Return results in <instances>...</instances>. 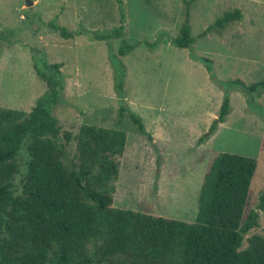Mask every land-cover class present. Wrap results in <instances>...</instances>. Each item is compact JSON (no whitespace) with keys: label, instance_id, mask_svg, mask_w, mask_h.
I'll list each match as a JSON object with an SVG mask.
<instances>
[{"label":"rangeland","instance_id":"rangeland-1","mask_svg":"<svg viewBox=\"0 0 264 264\" xmlns=\"http://www.w3.org/2000/svg\"><path fill=\"white\" fill-rule=\"evenodd\" d=\"M0 0V108L33 107L46 87L32 69V56L60 63L63 88L51 113L62 131L75 134L82 124L125 134L116 157L113 207L186 223L194 221L202 176L214 156L229 153L254 160L245 210L253 209L264 183V118L248 109L243 96L229 92V112L205 142L216 118L223 91L209 79L201 63L210 60L216 79L257 82L264 77V0H192L187 20L194 39L190 51L170 45L185 16L183 0H120L123 39L140 42L119 58L125 68L122 97L113 89V71L104 41L92 39L119 21L115 0ZM240 19L220 32L201 35L226 12ZM54 21L72 34L64 39L48 27ZM160 37L158 39V34ZM158 41L154 50L144 42ZM120 39L110 40L116 55ZM255 104L264 108V91ZM125 110L119 119V109ZM136 114L148 141L127 118ZM74 143L66 146L68 158ZM264 238V215L246 236ZM245 246L243 243L242 247Z\"/></svg>","mask_w":264,"mask_h":264},{"label":"trees","instance_id":"trees-1","mask_svg":"<svg viewBox=\"0 0 264 264\" xmlns=\"http://www.w3.org/2000/svg\"><path fill=\"white\" fill-rule=\"evenodd\" d=\"M115 1L118 25L92 39L106 43L113 89L122 97L125 68L119 58L141 43L122 40L124 12L122 2ZM183 2L185 18L169 43L190 51L194 39L187 16L192 0ZM239 19V10L226 12L201 35L220 32ZM47 25L64 39L72 37L54 21ZM112 39H120L116 55L111 53ZM158 39L143 44L154 50ZM189 57L223 91L218 114L197 143L225 121L231 90L264 118V108L254 102L264 91V77L247 85L239 79L220 81L209 59ZM31 60L45 91L27 113L0 108V264H264V238H245L258 226L259 214L264 215V183L254 208L245 210L253 159L229 153L213 157L202 176L191 223L113 207L115 158L124 151V132L82 124L75 134L60 133L51 111L63 88L61 64L47 63L44 55ZM124 110L119 109V119ZM127 118L151 141L136 114L128 112ZM71 142L74 151L68 158Z\"/></svg>","mask_w":264,"mask_h":264},{"label":"water","instance_id":"water-1","mask_svg":"<svg viewBox=\"0 0 264 264\" xmlns=\"http://www.w3.org/2000/svg\"><path fill=\"white\" fill-rule=\"evenodd\" d=\"M25 6H30L32 5V2L30 0H24Z\"/></svg>","mask_w":264,"mask_h":264},{"label":"crops","instance_id":"crops-1","mask_svg":"<svg viewBox=\"0 0 264 264\" xmlns=\"http://www.w3.org/2000/svg\"><path fill=\"white\" fill-rule=\"evenodd\" d=\"M220 125H221V124H220ZM217 131H218V130H216V132H217ZM216 132H215V133H216Z\"/></svg>","mask_w":264,"mask_h":264}]
</instances>
